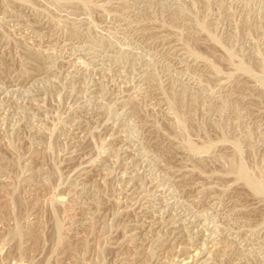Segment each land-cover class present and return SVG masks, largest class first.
Listing matches in <instances>:
<instances>
[{
    "label": "rangeland",
    "instance_id": "374dc122",
    "mask_svg": "<svg viewBox=\"0 0 264 264\" xmlns=\"http://www.w3.org/2000/svg\"><path fill=\"white\" fill-rule=\"evenodd\" d=\"M0 264H264V0H0Z\"/></svg>",
    "mask_w": 264,
    "mask_h": 264
}]
</instances>
